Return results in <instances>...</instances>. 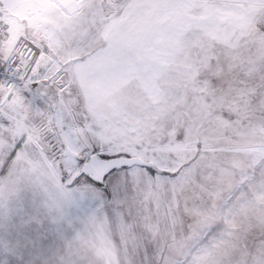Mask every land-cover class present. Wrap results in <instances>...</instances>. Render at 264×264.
<instances>
[{
  "label": "snow or ice",
  "instance_id": "6c2138e0",
  "mask_svg": "<svg viewBox=\"0 0 264 264\" xmlns=\"http://www.w3.org/2000/svg\"><path fill=\"white\" fill-rule=\"evenodd\" d=\"M0 264H264V0H0Z\"/></svg>",
  "mask_w": 264,
  "mask_h": 264
}]
</instances>
